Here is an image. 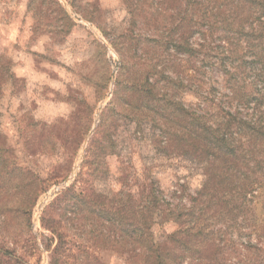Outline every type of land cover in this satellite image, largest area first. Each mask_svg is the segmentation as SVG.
I'll return each mask as SVG.
<instances>
[{
  "label": "rangeland",
  "instance_id": "rangeland-1",
  "mask_svg": "<svg viewBox=\"0 0 264 264\" xmlns=\"http://www.w3.org/2000/svg\"><path fill=\"white\" fill-rule=\"evenodd\" d=\"M155 1L0 0V264H138L129 251L138 244L131 218L153 195L158 221L145 237L176 251L182 245L184 256L170 264H264V193L257 202L239 198L224 175V208L202 212L203 197L214 193L197 192L211 167L179 151L174 136L165 145L163 134L185 123L172 121L173 113L166 121L161 102L134 88L147 76L159 79L156 95L175 93L176 102L219 127L227 111L251 122L260 113L226 98L229 79L216 51L195 73L191 46L200 39L191 28L183 50L165 44L178 35L182 6L175 0L155 13ZM235 44L242 54L244 39ZM167 75L189 82L176 91ZM237 152L250 154L247 143ZM217 158L219 167L223 159L237 169L236 156ZM258 158L264 169V154ZM170 210L183 214L176 219Z\"/></svg>",
  "mask_w": 264,
  "mask_h": 264
},
{
  "label": "trees",
  "instance_id": "trees-1",
  "mask_svg": "<svg viewBox=\"0 0 264 264\" xmlns=\"http://www.w3.org/2000/svg\"><path fill=\"white\" fill-rule=\"evenodd\" d=\"M163 1L165 3L161 6L160 4ZM169 2L176 1L156 0L150 8L153 9L154 6V11L157 13L165 10L166 7L168 8L167 4ZM179 5L182 7L178 10L177 25L175 26L178 35L174 37V40H171L172 37H170L165 44L173 42L171 49L173 47L177 49L178 47L179 50H183L188 45L184 40L183 34L185 30L191 28V32L199 35L201 41L197 42L195 47L191 46V51L197 53L194 55L198 58V63H200L198 66H194L196 69L195 73L197 71L202 74L204 59L210 55V50L216 51L214 56H221L220 67L227 75L225 79H229V82H225V88L228 89V94H224L226 98L229 99V102L236 98L239 108H252L263 115L264 54L262 52L264 51V0H179ZM218 29H222L221 34L214 38L213 35ZM209 37L210 39H208ZM241 39H244V45L242 46V54H239L236 50L237 46L235 50L234 46L236 45V41L240 43ZM222 40L223 44L221 43ZM179 42L182 43L179 44ZM257 52L259 53L257 54ZM227 63L230 66L226 65ZM152 66L149 69H156ZM160 72L162 74V70ZM149 73H152V70H149ZM184 79H187L189 82L187 75L186 77L180 75L179 81L167 75L164 80L168 81V83L169 81L174 82V87L172 88L176 91H182L185 88L184 84H182ZM158 82L159 79L153 80L150 76H147L144 78L143 84L136 85L138 88L135 87L134 89L137 92L145 93V99L149 103H153L154 101L161 102L160 108L166 121L168 118L170 119V116H168L170 113L174 114V118L171 120L176 123H185L187 125V120H189L190 126L187 128L184 127L185 125L182 126V130L180 129L177 133L176 131L178 130L174 129L168 134L167 131L170 128L166 124L167 129H169L165 132L166 134H163L165 136L163 142L169 146L172 143L173 136L176 137L178 139L176 141L179 151H182L184 154L187 151L189 153L193 152V160L200 163L202 167L204 160H206L207 164H205L204 170L211 167V170H207L204 174L203 187L197 192V194H201L205 188L209 187L214 193L203 197L200 207L207 202L208 197L209 201L204 208H201L202 212L211 210L213 207L217 211L224 208L226 199L220 202V198H218V195H220L219 191L221 193H225L224 191H226L220 188L225 187L223 186V180L226 179L224 175L232 177V179L226 182L228 184L232 183L237 188L239 198L245 199L246 196H249L251 200L256 198L257 202L258 198L264 193V169H259L262 162L258 158L262 153L264 154V119H262V116L260 114H251L252 116H256L258 120L251 122L247 118L243 119L240 117L238 115L240 111L237 115L227 111L228 118L224 122H221V127L217 124H209L210 117L206 118L205 112L197 114L195 110L192 112L188 111L182 105L180 99L178 102L174 100L175 93L173 95H156L152 91V88ZM187 89L191 91V88ZM195 89L196 92L201 90L197 84ZM170 105H173L174 109ZM262 106L263 108L261 109ZM221 131L227 132L232 138L233 143H227L224 137L225 132L221 133ZM243 137H246L244 141H242ZM244 142L247 143L250 154L237 152V147L242 146ZM233 147H236V155L235 148L233 149ZM219 154L224 155L226 159L231 154L236 156L237 158L235 159L238 160L236 163L237 169L234 171L232 161L225 162L223 159L220 161V164L222 163L221 167L218 164L216 165L215 160L218 159ZM223 167L225 171L220 170ZM217 168L220 169L218 170ZM152 197L154 198H150L148 204L142 205L136 210L139 216L138 219L134 221L131 218L132 234L130 236H132V239L129 238L138 244L129 251L132 253L134 261L138 262V264H170L171 260L180 259L184 256L180 251L182 245L176 251V248L173 249V246L168 245L167 241L165 243V240L161 242V245L155 242L153 238L150 241H146V228L149 227L150 223H157L158 221L157 218L154 219V212L158 208V202L154 195ZM214 200H217V202ZM188 210L190 211L191 209L189 208ZM171 214L174 215V218L179 219L183 213L171 211ZM164 215L166 217L168 214L164 212ZM195 218L189 220L190 223L192 221L194 223L197 222L198 218L196 220ZM194 223L191 225L197 226V223ZM181 230L187 233L190 231V228L186 226ZM175 236H170L172 241H175ZM181 242L190 243L188 239ZM181 242H178V245ZM206 250L207 248H204L202 252ZM3 251L5 254L8 253L6 249ZM198 257L201 259L202 255L199 254Z\"/></svg>",
  "mask_w": 264,
  "mask_h": 264
}]
</instances>
